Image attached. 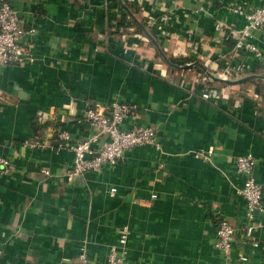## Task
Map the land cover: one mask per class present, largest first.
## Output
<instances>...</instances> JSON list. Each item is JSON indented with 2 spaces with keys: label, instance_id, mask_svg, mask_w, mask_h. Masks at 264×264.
<instances>
[{
  "label": "crops",
  "instance_id": "obj_1",
  "mask_svg": "<svg viewBox=\"0 0 264 264\" xmlns=\"http://www.w3.org/2000/svg\"><path fill=\"white\" fill-rule=\"evenodd\" d=\"M10 1L37 32L33 62L0 68V156L10 161L0 173V264H81L82 255L106 264L123 228L132 264H233L242 252L248 264H264V211L256 213L261 226L249 237L239 192L245 176L235 163L253 154L264 186V111L235 93L237 83L228 84L226 98L204 99L194 83H183L193 69L172 70L131 19L130 9L143 23L141 10L158 18L170 12L169 28L181 44L189 45V33L204 36L200 51L213 65L231 43L207 36L208 18L198 25L190 19L198 4L145 0L142 9L131 0L130 8L125 0ZM213 12L224 15L218 6ZM156 35L173 56L176 42ZM114 100L137 103L123 126H155L158 143L71 180V150L30 146L55 138L54 126L88 136L85 108ZM218 215L236 228L230 260L216 247Z\"/></svg>",
  "mask_w": 264,
  "mask_h": 264
},
{
  "label": "built area",
  "instance_id": "obj_2",
  "mask_svg": "<svg viewBox=\"0 0 264 264\" xmlns=\"http://www.w3.org/2000/svg\"><path fill=\"white\" fill-rule=\"evenodd\" d=\"M131 1L139 4L143 9L145 0ZM194 1L198 6L190 11V19L198 25L208 18L212 22L213 32L207 36L217 45L231 43L229 50L219 53L210 67H205L208 62L205 60L204 52L200 51L204 36L196 39L193 33H189V45L183 46L178 35L169 28L170 12L168 10L169 13L160 18L157 15L148 14L145 16L143 25L149 33L154 30L155 33L158 32L167 39L174 40L176 45L173 56L189 58L186 65L202 63L201 65L205 67L204 72H195L191 80L187 74H184L183 83L189 81L194 83L192 88L204 99L218 100L223 96L221 87L212 85L217 82L216 78L234 81L256 74L260 71L259 68L264 70V0ZM216 6L223 11L224 15L218 16L213 12ZM235 15L240 18V21H234L232 17L229 19V16ZM173 18L177 19L176 14L171 16V20ZM36 32L35 27L26 26L21 13L10 0H0V68L11 64L21 65L33 62L35 59L33 38ZM135 46L136 44L132 47ZM255 88V86L251 87L250 100L258 107L262 96ZM137 111L138 104L131 101H95L89 104L82 114V119L93 128L91 134L83 138H75L68 128L54 126L50 129V133L55 138L51 137L42 141L38 139L31 142L30 146L37 148L58 146L71 150L73 164L66 173L70 180L89 171H99L107 165L118 164L125 152L136 146L158 143V129L155 126L150 124L131 128L123 126L125 120ZM235 161L237 171L245 176L244 184L239 192L246 200L245 231L249 237H252L255 228L261 226V223L256 221V213L264 211V186L256 178L257 158L253 154H240ZM9 164L8 158L0 156V173H3ZM45 172L50 174L49 170ZM216 226V247L226 259L230 260L236 228L225 215L216 217ZM122 233L120 244L124 246V249L120 244L112 246L106 264H132L125 252L128 229L123 228ZM253 244L257 242L253 241ZM81 259V264H92L85 255H82ZM235 261L232 263L248 264L249 256L242 252ZM228 264H231L230 261Z\"/></svg>",
  "mask_w": 264,
  "mask_h": 264
},
{
  "label": "trees",
  "instance_id": "obj_3",
  "mask_svg": "<svg viewBox=\"0 0 264 264\" xmlns=\"http://www.w3.org/2000/svg\"><path fill=\"white\" fill-rule=\"evenodd\" d=\"M125 2H126V4H127V6L129 7L130 5H129V1L128 0H125ZM130 8V7H129ZM131 10V19L133 20V22L136 24V26L138 27V30L140 31V32H142V33H144V30H145V28H144V26L142 25L143 24V21L137 16V15H135L134 13H135V10H132V9H130ZM151 13V11L150 10H141V15L143 16V17H145V16H147L148 14H150ZM133 15H135V18H134V16ZM137 16V17H136ZM136 18H137V21H136ZM153 37H154V39L157 41H154V40H152L151 39V44L153 45V47L156 49V55L158 56V57H163L164 58V56H163V54H166L167 56H168V59H169V61L171 62H168L165 58V61L170 65V66H173V67H171L172 68V70H177L178 69V67H177V65L178 64H185L187 61H189L190 59L189 58H186V57H174V56H169L168 54H167V52L168 51H166L165 50V45H162L158 40V37H157V35H156V33L153 31H151V33H150ZM207 51H211V49L210 48H208L207 49ZM209 58H210V56H208ZM213 61V60H212ZM207 66H205V67H210V65L209 64H206ZM204 66H202L201 64H200V62H197L196 64H195V66H193V71H192V74H194V70H198L199 72H204V68H205ZM187 71H188V69H186ZM185 70V71H186ZM179 71H181L180 69H178V72ZM194 76V75H193ZM251 76V77H250ZM220 85H219V87L221 86V90H222V96H223V98H226L227 96H228V92H227V90H226V88H227V86H228V84L227 83H225V82H222V81H217ZM243 84H245V85H243ZM246 84H248V85H246ZM253 86H255L256 88H258L260 91H259V93L261 94V96H262V100L264 99V78L260 75V74H250L249 75V78H246V79H244L242 82H238L237 84H234L232 87L234 88V91H235V93L236 94H241L242 96H243V99H247V100H250L251 98V94H250V92H251V87H253ZM242 88H244L243 90H242ZM258 108H259V110L261 111V110H263L264 111V104L262 105V101H261V104L258 106Z\"/></svg>",
  "mask_w": 264,
  "mask_h": 264
},
{
  "label": "water",
  "instance_id": "obj_4",
  "mask_svg": "<svg viewBox=\"0 0 264 264\" xmlns=\"http://www.w3.org/2000/svg\"><path fill=\"white\" fill-rule=\"evenodd\" d=\"M145 32L147 33V35H148L152 40L156 41V40L154 39V37H153L148 31L145 30ZM156 42H157V41H156ZM163 56H164V58H165L168 62H170L169 59H168V56H167L166 54H163ZM170 63H171V62H170ZM193 66H195V64H192L191 66H190V65H186L185 68H190V67H193ZM177 67H178V66H177ZM250 77H251V76H250ZM246 78H249V76H247V77H245V78H242V79L234 80V81H225V80H223V79H221V78H216V80H217V81H222V82H228V83H238V82H240V81H243V80L246 79Z\"/></svg>",
  "mask_w": 264,
  "mask_h": 264
},
{
  "label": "rangeland",
  "instance_id": "obj_5",
  "mask_svg": "<svg viewBox=\"0 0 264 264\" xmlns=\"http://www.w3.org/2000/svg\"><path fill=\"white\" fill-rule=\"evenodd\" d=\"M167 54L169 55V56H172V54L170 53V52H167ZM187 63V62H186ZM186 63L185 64H178L177 66H178V68L181 70V69H186L185 68V66H186ZM212 85H214V86H219V83L218 82H215V83H213Z\"/></svg>",
  "mask_w": 264,
  "mask_h": 264
}]
</instances>
